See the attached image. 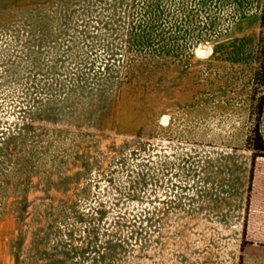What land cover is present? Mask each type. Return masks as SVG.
Instances as JSON below:
<instances>
[{"label":"rangeland","instance_id":"obj_1","mask_svg":"<svg viewBox=\"0 0 264 264\" xmlns=\"http://www.w3.org/2000/svg\"><path fill=\"white\" fill-rule=\"evenodd\" d=\"M261 158L264 0H0V264H264Z\"/></svg>","mask_w":264,"mask_h":264},{"label":"crops","instance_id":"obj_2","mask_svg":"<svg viewBox=\"0 0 264 264\" xmlns=\"http://www.w3.org/2000/svg\"><path fill=\"white\" fill-rule=\"evenodd\" d=\"M254 187L264 203V158L259 159L255 166ZM261 216L264 217V205L261 207Z\"/></svg>","mask_w":264,"mask_h":264},{"label":"bare ground","instance_id":"obj_3","mask_svg":"<svg viewBox=\"0 0 264 264\" xmlns=\"http://www.w3.org/2000/svg\"><path fill=\"white\" fill-rule=\"evenodd\" d=\"M199 53H201V55L205 54V53L202 54V51H199Z\"/></svg>","mask_w":264,"mask_h":264}]
</instances>
